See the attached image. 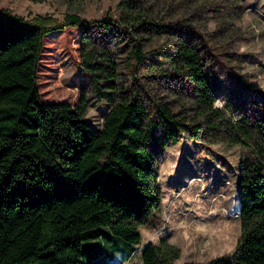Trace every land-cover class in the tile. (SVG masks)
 Listing matches in <instances>:
<instances>
[{
	"label": "trees",
	"instance_id": "1",
	"mask_svg": "<svg viewBox=\"0 0 264 264\" xmlns=\"http://www.w3.org/2000/svg\"><path fill=\"white\" fill-rule=\"evenodd\" d=\"M184 1L121 0L118 19L91 21L0 9V264H105L107 246L121 256L108 264H127L141 242L139 228L162 208L156 146L184 132L252 153L239 168V243L199 264H264V104L256 118L216 107L202 50L189 30L164 17ZM70 29L79 31V63L98 101L114 103L100 129L85 119L90 103L83 92L70 104L44 101L38 89L45 39ZM158 36L168 45L148 49ZM122 43L135 73L185 79L192 113H176L164 101L150 110L134 83L122 87L114 51ZM179 257L167 239L142 249V264Z\"/></svg>",
	"mask_w": 264,
	"mask_h": 264
},
{
	"label": "rangeland",
	"instance_id": "2",
	"mask_svg": "<svg viewBox=\"0 0 264 264\" xmlns=\"http://www.w3.org/2000/svg\"><path fill=\"white\" fill-rule=\"evenodd\" d=\"M120 1L0 0V9L26 18L50 15L59 20L73 13L91 21L118 19ZM176 5L173 2L172 9L164 10V17L189 30L202 50L216 107L230 117L246 113L256 118L264 104V0H188L181 8ZM78 34L77 29H70L45 39L38 89L44 101L70 104L83 92L90 103L85 119L100 129L114 103L98 101L91 76L79 63ZM166 45V37L158 36L148 49L160 50ZM119 47L113 50L122 87L134 83L135 92H140L150 110L164 101L176 113H192L191 86L185 79H162L147 71L135 73L127 59L130 49L125 43ZM156 149L162 208L149 224L139 228L142 239L127 264H142L144 245L160 244L163 239L180 250L174 264L207 263L234 252L241 238L239 168L241 160L252 155L251 148L195 141L184 132L178 141L162 140ZM113 249L106 247L101 263L114 262L111 257L120 259Z\"/></svg>",
	"mask_w": 264,
	"mask_h": 264
},
{
	"label": "crops",
	"instance_id": "3",
	"mask_svg": "<svg viewBox=\"0 0 264 264\" xmlns=\"http://www.w3.org/2000/svg\"><path fill=\"white\" fill-rule=\"evenodd\" d=\"M191 264H195V263H191Z\"/></svg>",
	"mask_w": 264,
	"mask_h": 264
}]
</instances>
